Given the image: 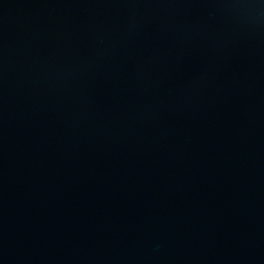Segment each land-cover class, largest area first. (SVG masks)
I'll use <instances>...</instances> for the list:
<instances>
[{
	"label": "water",
	"instance_id": "water-1",
	"mask_svg": "<svg viewBox=\"0 0 264 264\" xmlns=\"http://www.w3.org/2000/svg\"><path fill=\"white\" fill-rule=\"evenodd\" d=\"M0 264H264V0H0Z\"/></svg>",
	"mask_w": 264,
	"mask_h": 264
}]
</instances>
